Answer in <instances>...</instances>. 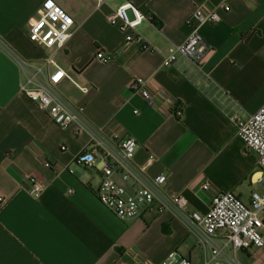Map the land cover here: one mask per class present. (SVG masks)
I'll use <instances>...</instances> for the list:
<instances>
[{"label":"crops","instance_id":"crops-1","mask_svg":"<svg viewBox=\"0 0 264 264\" xmlns=\"http://www.w3.org/2000/svg\"><path fill=\"white\" fill-rule=\"evenodd\" d=\"M43 1L0 0V264H163L171 253L204 264L208 251L171 214L120 221L100 204L94 194L100 173L74 163L88 146V133L76 125L58 128L19 92L22 73L4 48L39 67L52 56L87 89L81 93L63 78L60 94L83 107L93 128L132 137L135 164L150 176L164 175L169 193L184 197L189 211L205 214L218 192H231L248 206L251 192L260 190L257 180H264L256 155L244 148L230 120L238 108L247 116L264 104V0H108L100 7L96 0H53L74 19L71 36L58 50L28 39ZM126 1L153 19L138 27L149 50L126 44L105 20ZM220 3L230 10H219L218 23L198 29L210 48L203 64L208 86L190 62L162 67L169 50L191 33L186 22L192 12ZM97 52L110 60L100 62ZM135 78L166 95L180 115L163 103L149 107L130 90ZM30 176L44 187L37 200ZM204 183L208 191L201 190ZM234 259L264 264V247L239 251Z\"/></svg>","mask_w":264,"mask_h":264},{"label":"built area","instance_id":"built-area-1","mask_svg":"<svg viewBox=\"0 0 264 264\" xmlns=\"http://www.w3.org/2000/svg\"><path fill=\"white\" fill-rule=\"evenodd\" d=\"M107 1L96 0L97 7ZM219 10L228 12L230 9L225 3H220L207 11L202 8L195 9L186 22L192 28L191 33L180 46L169 50L161 66L178 68V63L190 62L197 72L202 74L205 85L208 86L210 78L203 70V64L210 53V48L200 37L198 29L204 24L218 23ZM128 12L131 18L128 17ZM38 15V19L30 24L29 41L47 50L62 48L71 36L74 27L73 16L53 0H44ZM105 20L124 34L126 44L135 42L141 45L142 50L150 49L138 33V27L143 22H151L153 19L144 15L131 2L126 1L119 5ZM4 49L22 73L23 80L19 84V92L46 114L58 128L65 130L76 125L79 132L88 133V146L76 156L74 163L100 173L101 182L94 194L100 204L118 220L126 221L150 213L171 214L198 239L200 246L208 251L209 258L204 264H239L234 259L237 252L251 247L258 249L264 247V235L261 234V230H264V180H257L260 190L251 192L248 206L231 192H218L212 196L205 214L189 211L184 197L166 190L164 175L150 176L145 166L135 164L136 141L132 137L119 139L93 128L84 117L83 107L71 104L60 94L57 87L63 78L69 80L81 93H85L87 89L80 87L67 76L52 56L45 57L43 66L39 67L15 55L9 49ZM95 58L102 63L110 60L101 52H97ZM45 67H51L53 71L45 72ZM130 90L139 94L151 108H160V103H163L168 106V111L172 110L176 115L181 113L178 108L173 109L174 103L169 101L166 95L149 89L146 80L135 78ZM160 97L163 98L162 102L159 100ZM133 113L138 115L137 111ZM230 120L235 126L236 137L247 151L256 155L257 169L264 175V104L255 113L247 116L242 115L238 108ZM64 149L61 147V150ZM42 163L45 168L52 167L46 159ZM28 181L31 185L30 194L37 200L44 187L34 176H30ZM201 190L208 191V183H204ZM2 202L0 198V203ZM163 264L189 263L178 260L176 254L171 253Z\"/></svg>","mask_w":264,"mask_h":264},{"label":"snow or ice","instance_id":"snow-or-ice-1","mask_svg":"<svg viewBox=\"0 0 264 264\" xmlns=\"http://www.w3.org/2000/svg\"><path fill=\"white\" fill-rule=\"evenodd\" d=\"M59 77H57V79H58Z\"/></svg>","mask_w":264,"mask_h":264}]
</instances>
